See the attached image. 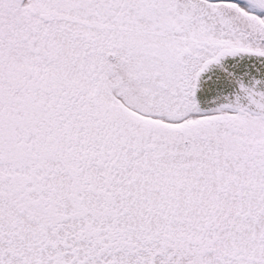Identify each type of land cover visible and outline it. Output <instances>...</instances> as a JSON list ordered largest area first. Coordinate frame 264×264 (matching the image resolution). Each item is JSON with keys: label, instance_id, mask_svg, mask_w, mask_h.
<instances>
[{"label": "snow or ice", "instance_id": "obj_1", "mask_svg": "<svg viewBox=\"0 0 264 264\" xmlns=\"http://www.w3.org/2000/svg\"><path fill=\"white\" fill-rule=\"evenodd\" d=\"M0 264H264V0H0Z\"/></svg>", "mask_w": 264, "mask_h": 264}]
</instances>
